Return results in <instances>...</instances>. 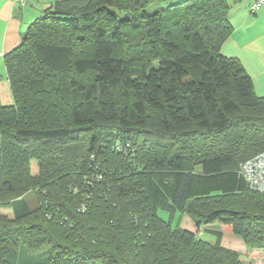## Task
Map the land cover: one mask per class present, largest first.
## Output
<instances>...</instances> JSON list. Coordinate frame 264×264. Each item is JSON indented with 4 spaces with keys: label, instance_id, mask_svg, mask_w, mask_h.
Here are the masks:
<instances>
[{
    "label": "trees",
    "instance_id": "16d2710c",
    "mask_svg": "<svg viewBox=\"0 0 264 264\" xmlns=\"http://www.w3.org/2000/svg\"><path fill=\"white\" fill-rule=\"evenodd\" d=\"M150 2L62 0L5 54L0 264H253L201 238L214 222L264 249V192L241 172L264 96L222 53L231 5ZM142 41L148 58L126 49Z\"/></svg>",
    "mask_w": 264,
    "mask_h": 264
},
{
    "label": "crops",
    "instance_id": "0c3cea01",
    "mask_svg": "<svg viewBox=\"0 0 264 264\" xmlns=\"http://www.w3.org/2000/svg\"><path fill=\"white\" fill-rule=\"evenodd\" d=\"M61 1L31 0L27 6L21 8L15 0H0V100L3 104L13 103L4 62L5 54L20 44L32 22L43 16L46 11L55 9ZM167 1L159 0L158 6L165 5ZM228 1L231 5L229 17L233 31L223 43L222 53L236 58L243 65L253 78L256 94L264 96V5L255 12H251L250 7L253 0ZM197 169L201 171L200 167ZM174 221L182 228L196 230L195 222L187 213L176 214ZM202 229L201 238L214 243L218 239L216 233L219 232L223 247L241 254L246 263L264 264V249L249 248L244 238L233 232L232 226L214 222L203 224Z\"/></svg>",
    "mask_w": 264,
    "mask_h": 264
},
{
    "label": "built area",
    "instance_id": "2783aa9c",
    "mask_svg": "<svg viewBox=\"0 0 264 264\" xmlns=\"http://www.w3.org/2000/svg\"><path fill=\"white\" fill-rule=\"evenodd\" d=\"M15 2L18 7L23 8L31 0H15ZM262 5H264V0H253L250 7L251 12H255ZM241 172L251 190L264 192V151L242 162ZM84 208L85 206L82 207V211Z\"/></svg>",
    "mask_w": 264,
    "mask_h": 264
},
{
    "label": "rangeland",
    "instance_id": "374dc122",
    "mask_svg": "<svg viewBox=\"0 0 264 264\" xmlns=\"http://www.w3.org/2000/svg\"><path fill=\"white\" fill-rule=\"evenodd\" d=\"M159 0H151V2L149 3V6L147 7L149 11H154L155 9H158L159 8V3H158ZM167 1V0H166ZM175 1H178V0H169L168 3H171V2H175ZM181 1V0H180ZM166 5V4H165ZM133 34V35H132ZM129 36H136V34L134 33H131ZM126 49L127 51H129L130 53L132 52H135L136 54H140V55H144V57L148 58L149 54H151L149 48L147 47V44L142 41V42H138L136 44L133 43H129L127 46H126ZM154 64H157V62L155 61ZM119 96V95H118ZM0 102L2 103V100H0ZM155 111L153 110H150V115H149V119H150V124H152L155 119ZM160 215L162 217H164L165 219H170V213L167 212V211H164V210H160ZM176 223H177V220H176ZM173 224H175V221H173ZM206 236L208 237V235L206 234ZM210 237V236H209ZM212 239V238H211Z\"/></svg>",
    "mask_w": 264,
    "mask_h": 264
}]
</instances>
